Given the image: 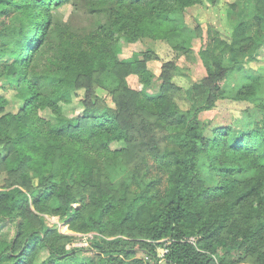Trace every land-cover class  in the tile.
Here are the masks:
<instances>
[{
    "label": "rangeland",
    "instance_id": "obj_1",
    "mask_svg": "<svg viewBox=\"0 0 264 264\" xmlns=\"http://www.w3.org/2000/svg\"><path fill=\"white\" fill-rule=\"evenodd\" d=\"M37 1L0 0V52H8L4 51L7 42L22 30L20 27L28 18L30 28L34 27L33 12L37 11V16L44 12L36 5ZM117 1L61 0L49 5L45 12L50 16L49 26L42 31L41 44L26 59L27 68L33 67L41 75V96L31 113L23 114L20 94L28 92L12 74L18 69L11 65L13 56L0 59V100L3 103L0 116L9 114L11 117L0 126L9 137L16 135L18 127L12 115L30 126L32 134L26 143L34 140L42 143L37 145L46 152L51 173L59 174L61 169V177L52 181L67 191L64 197L48 203L62 214H50L41 202L28 201L19 220L34 230H55L61 235L56 245L66 251H76L74 264L82 260L85 264H135L138 259L151 263L139 249L127 254L108 250L139 247L146 240L144 231L132 219L144 223L149 217L148 209L140 205L130 218L128 204L141 193L161 194L167 184L164 167L152 159L149 150L153 143L161 149L164 147L168 124L142 103L143 92L160 94L164 74L169 77L167 97L180 111L190 107L185 92L195 83L209 87L208 104L212 101V106L198 116L205 139H212L222 127H230L233 136H239L263 114L259 105L264 102V26L256 27L252 5H245V9L238 6L235 12L241 10L237 17L245 22L246 33L258 44L254 57L239 55L237 62L227 58L229 71L213 79L208 76L198 52L207 41L209 29L214 28L222 40L230 39L229 14L232 11L229 4L235 0H187L183 13H179L177 19L171 17L173 22L183 21L178 32L169 33L170 26L161 23L154 33L144 30L130 35L131 41L112 35L116 29L112 13L118 9ZM145 8L144 4L131 5L124 7L127 10L122 14L128 9L139 13ZM179 45L189 48V52H176L174 46ZM71 58L85 66L81 67L83 72L78 73L69 66ZM143 60H147L146 67L151 74L147 88L132 67ZM105 62L107 66L103 68ZM167 63H174L179 70L168 68L165 71L163 65ZM106 68L112 71L113 78H108L111 74L104 77L108 73ZM245 90L251 91L252 96L240 98L239 92ZM65 96L68 100H64ZM48 101L56 105L57 114ZM92 109H106L115 114L128 138L104 144L86 135L91 120L84 116L86 110ZM64 121L68 122V128L63 133L57 132L56 127ZM204 143L198 145L202 151L194 187L203 190L202 203L213 213L216 226L226 218L219 231L216 227L213 233L207 232L210 245L204 251L211 254L216 264H264V206L242 203L239 207L240 204L235 203L232 207L236 191L221 189L225 184L223 176L229 173L221 170L230 164L229 158H224L221 149H211L207 141ZM2 145L3 142L0 143V191L19 187L28 196L40 192L50 171L42 174L36 168L37 163H28L18 171L9 170L5 161L7 152ZM67 166L74 167V175L65 180L63 174ZM81 169V173L85 171L84 181L78 177ZM228 175L231 180L243 179L236 172ZM107 205L111 206V211L100 217L99 222L98 211ZM75 210L81 216L71 224L70 214ZM16 234V221L0 222V253L13 239L15 250L22 247L21 238ZM201 244L199 241L198 245ZM158 252L161 255L163 248L159 247ZM47 256L48 252L40 248L36 263Z\"/></svg>",
    "mask_w": 264,
    "mask_h": 264
},
{
    "label": "trees",
    "instance_id": "obj_2",
    "mask_svg": "<svg viewBox=\"0 0 264 264\" xmlns=\"http://www.w3.org/2000/svg\"><path fill=\"white\" fill-rule=\"evenodd\" d=\"M59 2L61 0H38L36 5L44 12L39 16L36 15L37 11L33 12L34 27L30 28L29 22L31 20L27 14L28 22L26 20V24L20 27L22 30H19L20 32L16 36H11L7 42V48L4 51L8 52H0L2 61L6 55L13 56L11 65L18 69L14 70L12 74L19 78L28 92V96L24 92L20 94L24 115L26 112L31 113L41 96L39 88L41 75L33 70V67L27 68L26 59L41 44L42 31L49 26L50 16L45 13L49 5ZM140 4H144L146 7L141 12L135 13L128 9L126 14H122L124 10H127L124 7ZM186 4L187 0H118V9L112 13L115 19L113 21L114 26H116L112 35L126 37L128 41H131L130 35L141 34L144 30L145 33H154L155 27L161 23L170 26L169 33L178 32L183 27V21L173 22L171 17L177 19L179 13H183L182 10ZM245 5H252L254 12L252 19L256 27L264 26V0H235L229 4V9L232 11L229 14L232 27L230 39L222 40L214 28L209 29L207 41L198 52V57L210 78H220L229 71L227 58L237 62L239 55L253 58L256 53L258 44L253 36L246 33L245 22L237 17L241 10L235 12L238 6L245 9L243 8ZM174 49L176 52H189V48L182 45L174 46ZM149 57L150 55L147 53V60ZM146 61L132 64L135 74L140 77L144 88H147L151 82V74L146 67ZM68 62L69 66L78 73L84 71L81 68L85 67L82 63L76 64L72 58ZM106 66L107 62L103 68ZM163 66L165 71L168 68L179 70L174 63H167ZM104 70H108V68ZM108 74L112 75V71L108 70L104 77H108ZM108 78H113V75ZM167 79L169 80V77L164 74L160 94L142 93L143 107L158 113L162 122L165 121L168 124L169 132L163 138L164 147L161 149L156 143H153L151 150H149L152 159L165 169L167 183L165 190L161 194L156 192H149L148 195L138 194L128 204L127 214L130 218H132L131 214L135 208L140 205L147 207L149 212L147 221L138 223L136 219H132L133 223L144 231L146 240L142 241L139 247L133 245L128 248H114L108 252L115 251V254L118 252L127 254L139 249L151 259L150 264H216L213 262L211 254L204 251L210 245L208 242L210 235L207 232L213 233L216 227L219 231L224 226L226 218L222 219L216 226L213 213L203 205L205 196L203 190L194 187V181L199 176V152L202 151L198 145L200 143L204 145L206 144L204 142L207 141L211 145V149H221L224 158L227 157L230 161V164L223 166L224 170L221 171L229 172L228 174L236 172L243 178L242 181H237L228 179V174L223 176L225 184L221 185V189L228 188L229 191L231 189L236 191L232 207L239 204L240 207L244 203L249 205L256 203L259 207L264 206V102L259 105L263 113L261 119L254 122L249 130H245L239 136L234 137L230 127H222L216 130L212 139H205L198 116L201 111L212 106V101L208 104V95L211 94L209 87L195 83L185 92L190 107L180 111L178 106L167 97ZM238 95L240 98H244L252 96V93L245 90L243 93L239 92ZM66 99L65 96L64 100ZM49 103L57 114L56 105L48 101L47 104ZM2 105L0 100V112ZM86 111L84 119L91 120V126L86 129V135L96 137L104 144L128 138L127 132L121 128L115 114L113 115L106 109ZM12 117L18 123L14 137H9V133L0 126V143L3 142L2 148L5 149L6 156H8L5 160L8 165L7 168L11 171H18L28 163H37L39 166L36 168L42 174L50 172L49 178L47 177V180L44 181L45 184L41 186L40 192H32L30 196L19 187L0 191V222L16 221V237L21 238L19 243L22 245L21 248L15 250V240L13 239L6 249L1 251L0 264H74V261L77 260L76 251H66L56 245V241L61 237L60 234L51 229H45L43 232L34 230L19 220L28 201L35 204L41 202L50 214H62V211L57 208H50L48 203L51 200L64 197L67 191L63 186L57 185L56 181L61 177V169L59 174L51 173V163L47 160V154L41 150L40 145H37L42 143L37 142V140L31 141L30 144L26 143V139L32 134L29 129L30 126L20 122V119L15 115ZM10 120L9 114L0 116V124L2 121L8 122ZM67 123L66 121L60 122L56 131L63 133L68 128ZM231 161L233 162L232 165ZM73 169V166H67L66 173L63 174L65 180L73 177ZM81 171L82 169L78 177L84 181L85 171L82 173ZM54 179L56 181H52ZM110 211V205L102 207V210L98 211L99 222L100 217ZM80 216L79 211H73L70 214L69 222L72 224L78 221ZM51 236L52 239H50ZM190 238H193V242L190 241ZM199 241L203 243L201 246L198 245ZM159 247L163 248L161 255L158 252ZM40 248L45 249L48 256L36 263L35 259ZM80 264H85V260H82ZM135 264H145V262L138 259Z\"/></svg>",
    "mask_w": 264,
    "mask_h": 264
},
{
    "label": "built area",
    "instance_id": "obj_3",
    "mask_svg": "<svg viewBox=\"0 0 264 264\" xmlns=\"http://www.w3.org/2000/svg\"><path fill=\"white\" fill-rule=\"evenodd\" d=\"M190 241L193 242V238H190Z\"/></svg>",
    "mask_w": 264,
    "mask_h": 264
}]
</instances>
